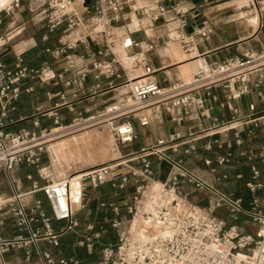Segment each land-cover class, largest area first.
I'll return each mask as SVG.
<instances>
[{
  "label": "built area",
  "instance_id": "2783aa9c",
  "mask_svg": "<svg viewBox=\"0 0 264 264\" xmlns=\"http://www.w3.org/2000/svg\"><path fill=\"white\" fill-rule=\"evenodd\" d=\"M20 1L12 0L1 7L0 12L8 13ZM35 1L45 4L47 9L34 5L28 9L38 21L45 20L49 29L64 24L67 35L77 29L84 34L79 32L74 40L62 41L50 50L53 59H62L61 72L45 65H25L21 53L15 54L12 66L0 60V173L6 176L10 188V196L0 201V210L15 216L17 227L23 231L0 238V264H9L4 253L11 248L22 249L26 261L34 251L38 264H80L76 256L54 255L40 248L39 241L44 239L58 246L61 235L79 230L76 213L85 207L89 187L107 185L116 197L130 182L133 188L119 201L98 199L96 208L109 210L110 215H105L102 223L96 226L91 222L84 224L86 232L76 240V245L88 253L95 243L99 244L96 264H264V199L256 194L257 190H264V135L256 148L232 149L233 144L243 142V126L250 125L245 129L251 134L264 125V112L258 113L256 102L250 101L247 113L226 106L231 112L229 117H213L208 125H204L199 116L207 100L215 102L221 96L227 104L249 94L253 87H259L263 80L264 49L246 51L242 57L208 60L204 53L196 52L194 35L207 38L209 22L204 18L200 24L193 23L179 0H95L92 6H88L86 0ZM75 3L89 14L88 20L76 9ZM152 3L154 10L150 6ZM139 12L143 16L140 17ZM142 17L161 24L174 23L168 39L178 42L187 60L199 59L200 64L187 71L180 69L176 80L161 85L155 77L156 69L146 57V53L154 49L155 42L136 39L133 29L113 32L133 19L140 28ZM188 26L192 27L191 32L186 31ZM93 34L102 35L104 46L96 51L102 58L88 61L85 55L71 51L77 41ZM7 38V35L0 36V46ZM72 69L77 76L63 79L62 73ZM137 70V77L129 76ZM92 71L95 77L108 74L122 79L117 99L94 113L78 114L69 123H60L55 115L54 125L38 132L3 129L2 117L23 90V79L37 78L54 84L61 81L69 87ZM252 76H255L253 81ZM24 90L30 91L31 87ZM255 94L257 100L264 103V93L257 89ZM56 95L59 97L56 105H69L65 90L52 93V97ZM160 107L176 124H181L185 118L192 119L187 132L174 129L165 137L122 154L118 144L128 146L137 138L133 120L140 127H147L150 115L144 111ZM82 124L108 129L118 155L110 162L89 168L77 169L69 165L61 170L62 161L52 157L44 139L50 133L53 137L66 132L70 126ZM230 132L232 139L216 137H226ZM212 136L215 138L206 141L203 149L210 150L215 143L224 150L214 157L201 156L196 142ZM175 154L200 160L205 169H192ZM234 159L247 163L251 173L250 179L244 182L250 192L247 207L240 196L217 186L220 181L243 177L240 172L232 175L226 170L217 171ZM154 161L168 167L162 180L154 177ZM21 162L34 166L37 177L43 181L40 185L33 181L32 190L27 193L41 191L49 215L40 198L31 203L25 199L27 193L20 191L11 175L13 166ZM188 186L204 193L205 204L191 199ZM241 214L253 225L252 231L245 232L238 224ZM51 220L62 222V225L53 229ZM109 229L113 236L102 241Z\"/></svg>",
  "mask_w": 264,
  "mask_h": 264
},
{
  "label": "crops",
  "instance_id": "0c3cea01",
  "mask_svg": "<svg viewBox=\"0 0 264 264\" xmlns=\"http://www.w3.org/2000/svg\"><path fill=\"white\" fill-rule=\"evenodd\" d=\"M94 2L95 0H86L88 6H92ZM179 4L191 16L193 23L200 24V21L204 18L208 20V37L203 38L200 35H194L196 52L204 53L208 60L220 61L227 57H242L246 51L264 49V0H179ZM30 5L37 6L39 9H47L45 4L42 5L35 0H21L20 4L8 13L3 10L0 12V36H8L6 42L0 46V60L12 66L15 63V54L21 53L22 63L25 65L34 67L45 65L53 67L57 72H61L62 59H53L50 50L58 46L62 41L74 40L79 32L80 34H84V32L81 29H77L67 35L64 24L58 25L54 29H49L45 20L38 21L29 11L28 7ZM150 6L153 10L155 9L153 3ZM75 7L86 20L89 19V14L83 11V7L79 3H75ZM107 14H110V12L108 11ZM138 14L140 17L143 16L141 12ZM140 25L141 27L138 28L137 20L133 19V21L113 29V32L118 33L119 30L124 32L126 29H133L132 35L136 39L142 41L153 40L155 42L154 49L147 52L146 57L150 65L156 69L155 77L161 85H166L176 80L179 77L180 69L183 70L185 65H189L193 69L200 64L199 59L187 60V55L182 57L174 44L177 41L168 39V35L175 27L174 23L161 24L160 21L151 22L149 19L142 17ZM103 46L102 35L93 34L85 37L83 41H77L76 46L71 51L76 55H85L87 60L90 61L102 58L96 51L103 48ZM62 76L63 79H66L76 77L77 73L76 70L72 69L63 72ZM251 79L253 81L255 76H252ZM121 80L120 77L108 74H100L95 77V72L93 71L87 73L84 79H78L76 83L69 87L63 85L61 81L54 84L52 81L25 78L22 81L23 90L12 101L6 116L2 117L4 122L3 129L11 132H17L21 129L38 132L41 129L52 127L55 115L59 117L60 123L65 124L69 123L78 114L85 116L94 113L102 109L108 102L119 97L120 88L118 84ZM97 84L98 88L95 90ZM26 87H31V90L25 91L24 88ZM257 89L264 93V69L262 83ZM257 89L253 87L249 94L228 102V105L221 96L215 102L207 100L205 106L199 110L201 121L204 125H208L213 117H229L231 112L226 106L236 107L240 113L245 114L248 112L247 104L250 101L256 102L258 113L264 112V103H260L255 94ZM62 90H65L66 99L70 102L67 106L56 105L59 103V97L57 95L52 97V93ZM144 112L150 115V124L147 127H140L137 121L133 120L137 138L132 144L126 146L127 150L138 149L152 143L159 137H165L174 129L186 133L189 125L193 123L192 119L185 118L181 124H176L161 107L157 110L149 108ZM247 126L250 125L243 126L241 130L243 142L240 145L233 144L232 149L234 151L250 147L256 148L260 145L264 135V125L254 129L251 134L245 129ZM216 137L220 140L225 138L232 139V133H228L226 137L223 135ZM213 138L215 136L206 137L196 142L201 156L214 157L216 153L224 150L223 147H218L215 143L212 149H203V144L208 140H213ZM174 156H181L192 169H205L200 160H194L185 154H175ZM156 165L157 163L154 161V177L162 180L166 176L168 167L163 164L164 170L160 172L159 169L156 171ZM224 170L232 175L240 172L243 177L238 180L232 178L220 181L217 186L224 191H232L236 196H240L244 207H247L250 200V192L245 187L244 182L249 180L251 175L247 163L234 159L228 165L217 169L218 172ZM11 175L23 193L32 190L33 181H36L38 185L43 183L37 177L35 167L27 165L25 162L15 164ZM208 178H211V175ZM132 184L133 182H130L128 188L120 191V194L116 197L112 195V190L107 185L95 187L94 192L90 194L91 200L87 203L91 207L92 213L87 218H78L80 223L79 230L61 235L58 246H53L42 239L39 241L40 248L54 255L76 256L80 259V264H96L99 259V244L95 243L92 252L88 253L83 247L76 245V240L81 238L86 232L83 229L84 224L91 222L96 226L102 223L105 215H110L109 210L96 208L98 199L108 198L119 201L123 197V191L128 192L133 188ZM187 189L190 191L192 200L205 202L203 192L196 191L190 186ZM256 194L264 199V190L259 189ZM9 196L10 188L7 178L3 173H0V201ZM35 198L42 200L43 208L49 215L48 204L41 191L25 194V199L29 203ZM15 220V216L0 210V238H9L18 233H23L17 227ZM245 222L252 225L247 216L241 214L238 224L243 231H252L254 229L253 225L252 229L245 228ZM61 225L62 222L51 220L53 229H58ZM109 236L110 238L113 236L111 229L102 236L101 240L105 241ZM4 259L9 264H38L34 251H32L29 260L26 261L22 249H9L4 253Z\"/></svg>",
  "mask_w": 264,
  "mask_h": 264
},
{
  "label": "rangeland",
  "instance_id": "374dc122",
  "mask_svg": "<svg viewBox=\"0 0 264 264\" xmlns=\"http://www.w3.org/2000/svg\"><path fill=\"white\" fill-rule=\"evenodd\" d=\"M1 1H6V0H0V3H1ZM3 5H6V3ZM120 31L121 30H119L118 33H121ZM174 44H175L176 48L178 49L180 55L182 57H186V55L183 53L182 49L180 48L179 44L177 42H174ZM78 126H80V125H76V127H78ZM95 127L96 126H93V127H91V126L86 127L85 126V127H79L76 129H72V131H73L72 133H69V132H71V130L67 131V132H63L65 135H63L59 138H66V137H69V135H71V134L78 135L87 129H93ZM118 146H119L120 152L122 154L126 152V150H127L126 146L122 147L120 144H118ZM114 148H115V143H114V140L112 138L111 132L106 128H101L95 134H93L91 136L90 144H87L85 141H83L81 143L78 142L77 147H76L77 150H74L72 152V155L71 154L67 155L66 159L59 158V160L62 161L61 170L68 168L69 165H71L72 168L85 169V168L91 167L92 165H96V164H100V163H104V162L105 163L110 162L113 157L118 155V152H116L114 150ZM49 149H50L52 157H55L58 159V157L55 155V153L53 151V147H51ZM73 163H76V164H73ZM157 169H159L160 172L163 171L164 170L163 164L157 163L156 171H157ZM94 189H96V188L95 187H89L88 188L86 200H85V207L76 213L78 218H85V217L87 218L90 215V213H92L91 207L88 206L87 203H89L88 201L91 200L90 194L92 192H94ZM124 194H126V191H123L122 195H124ZM200 203L205 204V202H203V201H200ZM244 226H245V228L252 229V225L248 224V222H245Z\"/></svg>",
  "mask_w": 264,
  "mask_h": 264
},
{
  "label": "bare ground",
  "instance_id": "6f19581e",
  "mask_svg": "<svg viewBox=\"0 0 264 264\" xmlns=\"http://www.w3.org/2000/svg\"><path fill=\"white\" fill-rule=\"evenodd\" d=\"M5 3H6V5H9L11 3V0L1 1L0 6H2ZM6 5H3L2 7L6 6ZM199 62H200V60H199ZM189 69H191L189 65H185L184 68H183L184 71H187ZM138 74H139L138 70L137 71H132V72L129 73V76L137 77ZM147 109H149V108H147ZM85 126L86 127L87 126L93 127L95 125L94 124H82V125H80L78 127H76V125H73V126H70L68 128V130H65V131L67 132V131L71 130V132H69V133H72L73 132L72 129H76V128H79V127H85ZM93 129H87V130L83 131L82 133H80L78 135L71 134V135H69V137H66V138H59V137L65 135L64 133L57 134V135H55L53 137H52V133H50V134H48L46 136V138L44 139V142L46 143L48 148L53 147V151H54L55 155L58 157V159L59 158L66 159L67 155H70V154L72 155V152L74 150H77L76 147H77L78 142L81 143V142L85 141L87 144H90L91 136L93 134H95L100 128L98 126H96ZM57 130L58 129H56V131ZM73 164H76V163H73Z\"/></svg>",
  "mask_w": 264,
  "mask_h": 264
},
{
  "label": "water",
  "instance_id": "95a60500",
  "mask_svg": "<svg viewBox=\"0 0 264 264\" xmlns=\"http://www.w3.org/2000/svg\"><path fill=\"white\" fill-rule=\"evenodd\" d=\"M187 31H188V32H191V31H192V27H191V26H188V27H187Z\"/></svg>",
  "mask_w": 264,
  "mask_h": 264
}]
</instances>
